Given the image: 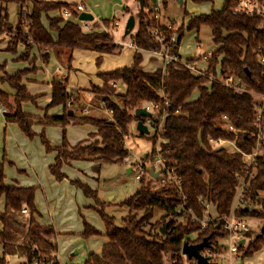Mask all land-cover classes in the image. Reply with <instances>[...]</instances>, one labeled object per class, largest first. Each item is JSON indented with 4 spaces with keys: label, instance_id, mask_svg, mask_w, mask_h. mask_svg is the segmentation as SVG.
I'll list each match as a JSON object with an SVG mask.
<instances>
[{
    "label": "trees",
    "instance_id": "trees-1",
    "mask_svg": "<svg viewBox=\"0 0 264 264\" xmlns=\"http://www.w3.org/2000/svg\"><path fill=\"white\" fill-rule=\"evenodd\" d=\"M239 1L224 0L220 9H212L208 14L195 15L188 20L185 25L187 31L207 27L215 46L204 73L194 74L181 61H171L152 72L144 70L142 55L137 50L157 51L169 42L172 53L178 56L183 36V28L180 27L173 34L176 40L170 42L172 31L158 22L150 1L145 0L144 7L138 8L134 14L135 33L131 38L137 50L131 64L100 73L101 86H91L93 92L104 96L103 101L112 112V120L69 115L67 105L71 102V94L67 91V82L58 78L52 80L51 101L47 108L63 106L60 116H46L47 123L62 128V143L57 147L50 144L43 131L34 132L33 118L22 110L23 102L34 101L22 85L23 77L31 70L23 69L0 76V85L5 84L11 89L6 92L0 86V105L6 110L5 121L16 123L28 138L38 135L46 151H56L48 171L58 181L67 177L63 166L74 161L91 160L96 163V170L104 162H122L128 154L124 136L128 134L129 125L138 120L144 122L147 118L136 117L134 110L143 103L165 104L168 113L162 126L161 135L165 143L161 145V151L163 158L181 177L182 194L169 184L151 187L149 180L142 178L136 191L121 201L120 205L127 207L129 212L121 218L122 224L117 225L114 218L104 212V205L95 189L78 179H70V183L85 197L94 200L105 228L101 251L89 253L83 264H164L165 258H169L170 264H196L193 259L181 254V246L184 241L198 243L205 236H210L206 249L212 251V255L208 256L212 264H217L216 256L225 251L223 239L227 232L222 228L220 217L231 212L238 185L237 175L242 174L246 167L240 152L249 153L255 145L254 123L259 107L256 96L264 92V79L254 54L256 47L264 46V19L234 12ZM258 2L264 3V0ZM10 3L19 6L17 22L13 25L7 21ZM166 3L167 0H163V4ZM74 6L58 1L0 0L3 31L13 32L7 51L15 52L17 42H22L25 51L20 58L27 59L30 45L34 44L40 58L47 62L49 52L56 48L94 50L103 54L113 53L119 48L112 34L104 30L85 31L78 23L65 20L64 16H49V12L62 9L76 15ZM24 7L26 16L21 14ZM125 12H128L126 8ZM110 22L104 20L103 24L109 28ZM156 26L161 30V40L153 35ZM100 61L101 58L97 57L96 65ZM4 67L5 63L0 64V72L4 71ZM229 76L240 80L243 89L225 85L223 81ZM112 81H120L126 87L124 93L118 96L119 102L111 99L117 95L110 84ZM194 91L197 96L192 98ZM223 115L228 117L237 133L223 128ZM261 120L264 126V108ZM68 123L92 125L96 132L90 135L95 139L70 147L66 140ZM209 137L233 140L239 151L212 148L208 144ZM3 163L1 160L0 200H3V210L0 211V264L6 263V255L24 258L23 264H31L33 260L51 262L57 253V233L51 225H43L36 220L35 187L7 183ZM250 171L254 177L248 181L244 192L246 203L235 210V215L242 217L250 214L264 222V152L256 158ZM204 202L214 207L216 218L210 220V214L205 213ZM22 208L27 209V216L21 214ZM186 209H190L191 213L185 212ZM201 220L207 221L203 228ZM166 222L162 233L160 228ZM100 235L97 229L83 220L82 237ZM252 235L251 231L246 232L249 242L239 245V256H250L264 246V233ZM65 264L78 263L68 261Z\"/></svg>",
    "mask_w": 264,
    "mask_h": 264
},
{
    "label": "crops",
    "instance_id": "crops-1",
    "mask_svg": "<svg viewBox=\"0 0 264 264\" xmlns=\"http://www.w3.org/2000/svg\"><path fill=\"white\" fill-rule=\"evenodd\" d=\"M41 1H58L64 2L69 4H76L78 2H83L87 12L91 13L93 19L91 21H78L72 16L64 17L65 20H72L82 27L85 25L89 26L90 29H95L98 31H102L105 28L102 23L104 20L111 21L110 22V30L111 33L113 32L114 28L111 26L113 20H117L118 17L112 16L110 17L107 14H100L99 10L93 5H87L84 0H41ZM121 1V0H120ZM133 1L132 3L134 6L132 8H139L138 2L136 0H123L120 4V7L125 8L128 10L126 13V19L129 15L135 14L137 9L131 10L127 3ZM158 1V0H157ZM224 0H222L221 7L223 5ZM172 3H178L177 0H172ZM214 0H182V3H178L182 6V17L179 24L172 19L161 21L159 16V23L161 25L167 26L169 24L173 25L174 29H178L183 26V36L179 43L178 47V57L180 58L181 62H190L195 69V74L199 72H203L208 67V62L204 60V55L211 54V51L207 53H200L195 50H190L188 52L182 51V43L186 42V40L190 39L191 44L195 48H199L200 44V37H199V30H191L187 31L185 29V25L187 24L188 20L195 15L199 14H208L212 9H220L215 7ZM18 16V15H17ZM50 17L55 16H62L61 10L51 11L49 12ZM109 16V17H108ZM96 18V19H95ZM135 20V16H134ZM7 21H9L7 16ZM136 21V20H135ZM17 22V19H16ZM15 22V23H16ZM11 23V22H10ZM14 23V24H15ZM12 24V23H11ZM118 28L115 30L121 29V39L119 38L116 40L112 33V37L114 42L119 45V48L116 49L113 53H99L94 50H83V49H68V48H56L49 52V60L47 62H43L40 58V53L37 49V46L31 44L29 48V54L27 59L20 58L21 55L25 51V45L22 42H17L15 52L7 51V44L10 40V37L5 33H0V64L5 63L4 71L0 72V76L4 73L13 74L16 71H20L23 69L31 70L27 73L22 79V85H24L27 89V92L34 97L33 102H23L22 103V110L27 115H30L34 120V125L32 129L37 134L41 131L44 132L45 136L49 140L50 144L53 147L60 146L62 143V128L60 125L47 123L46 116H60L63 113V106L58 105L51 108H47V105L51 101V82L53 79H63L67 82V91L71 94L72 99L76 100L80 99L81 102H84L87 89L90 86H101L102 81L99 77L100 73H107L117 68H122L125 66H129L132 62V57L137 50L136 47L133 45V41L131 36L133 35L131 30L129 35H124V25L120 24ZM101 26V27H100ZM113 28V29H112ZM131 34V35H130ZM128 36V41H126V37ZM195 41V42H194ZM128 53L129 57L126 64H122L120 60L123 53ZM142 55V66L144 70L152 72L156 69L163 68L164 62L157 51L154 50H137ZM116 55V56H115ZM100 57L101 61L106 59H113L115 66L111 69H95L93 68L96 65V58ZM51 59H55L58 62H63L66 64V71L62 69L55 68L52 72L45 71L44 66H46ZM82 60L87 64V67L82 63ZM99 63V64H100ZM97 66V65H96ZM62 72L60 73V71ZM60 73V74H59ZM119 85H122L121 93L125 91V85L120 82ZM80 93V95H79ZM73 100V101H74ZM72 101V102H73ZM114 101L117 102V98H114ZM81 102L75 103L74 106L80 105ZM30 103V104H27ZM71 103V102H70ZM69 103V104H70ZM149 104V103H147ZM150 105V104H149ZM1 106V105H0ZM73 106V107H74ZM142 107V106H141ZM1 110V107H0ZM70 110V109H69ZM2 111V110H1ZM72 114L76 115L77 117L84 116L81 111L80 107L77 111L70 110ZM71 114V115H72ZM105 115V116H104ZM88 117H94L96 119L102 120H112V116L110 113H106L104 110L99 108L95 109L91 114L86 115ZM105 117V118H104ZM107 117V118H106ZM4 125V126H3ZM5 128V129H4ZM4 130V138L0 140L2 145L0 146V161L3 160V172L5 176V181L7 183H17L20 186L24 187H35L34 192V203L38 214L36 216V220L43 225H51L57 236L61 233L67 232L72 233L73 226L71 222L74 219V231L76 234L80 236V238L75 237L74 244L69 249L73 250V248H77L78 251H74L71 255L78 253L79 250L85 246H89V251H86V257L89 253H99L101 251L102 245L105 242V237H102L105 228H101L100 230L96 228L94 225L95 220L93 222L91 219H87V212L88 210H80V206H88L89 201L88 198L80 195L79 189L74 187L69 183L67 179H62L60 181L56 180L48 171V167L50 164L54 162L56 151L52 152H44L43 148L40 144H38V135L34 136L33 139H29L16 125L14 122H6L3 115L0 112V131ZM96 132V128L92 125L85 123V124H72L68 123L66 125V140L69 146H74L78 142L89 140L92 141L95 138L91 137V133ZM146 156V155H145ZM24 162H20V160ZM86 159H81L74 162L85 161ZM11 163V164H9ZM73 164L64 165L63 171L67 174L68 178L70 179H78L84 183H90L89 180L86 178L84 179L78 172V169L73 168ZM17 170L16 168H27L26 174L28 175L27 179L19 178V177H10L13 175L14 171ZM36 168L40 169V174L36 172ZM9 171H11L9 173ZM127 172H131L130 168L127 169ZM15 174V173H14ZM15 177V178H14ZM28 178H30L33 184L27 185ZM23 180V181H22ZM89 185V184H88ZM91 187V186H90ZM37 188V189H36ZM39 188V189H38ZM77 207L79 218H81L79 224L77 222V216L75 215V208ZM89 207V206H88ZM97 206L95 205V207ZM3 210V200L0 202V211ZM70 214L69 219L65 218L66 214ZM215 215L214 207L211 206L209 210V214ZM89 218V216H88ZM86 220L90 225H92L95 229H97L102 235L97 237H87L84 238L81 236L83 231V220ZM66 224L68 229H65L63 226ZM2 225L0 222V229ZM73 234L69 235L72 236ZM66 239H70L65 237ZM100 239V242L98 241ZM95 241V242H94ZM57 242V237H56ZM98 243V245H97ZM2 256V246L0 244V257ZM13 257L17 258L16 263H13ZM56 257L58 259V243H57V253ZM85 257V259H86ZM84 259V260H85ZM71 259H69L70 261ZM5 264H23L25 259L18 256H5ZM60 264H65L61 260L58 259ZM84 263V262H83ZM82 263V264H83Z\"/></svg>",
    "mask_w": 264,
    "mask_h": 264
},
{
    "label": "rangeland",
    "instance_id": "rangeland-1",
    "mask_svg": "<svg viewBox=\"0 0 264 264\" xmlns=\"http://www.w3.org/2000/svg\"><path fill=\"white\" fill-rule=\"evenodd\" d=\"M84 1L87 5H93L99 10L98 12H95V14L100 13L103 15L107 14L110 17H112V16L118 17L117 20H118L119 26H121L120 24L125 25L126 12L123 10V8L120 7V4L122 3L121 1H123V0H121V1L120 0H84ZM132 2L133 1L127 3L126 6H128L131 10L137 9V7L135 9L132 8L134 6V4ZM214 2H215L214 3L215 7H218V8L221 7L222 0H214ZM150 4H151V6H153V5L159 6V16H160L161 21L172 19V20L176 21L177 24H179L181 17H182V6L180 4L172 3V0H167L166 4H163V0H158V1L156 0L155 2L150 1ZM18 11H19V6L15 3H10L7 7L8 19L12 23V25L16 22ZM135 20H136V18H135ZM114 21L115 20H113V22L111 23V26L113 28H114ZM135 23H136V21H135ZM102 25L104 26L103 23H102ZM166 28H168L172 31V33H170L171 35H173V34L175 35V32L179 29V28L174 29L173 25H171V24L167 25ZM181 28H183V26ZM115 29L116 28H114V30L112 32L114 35V38L116 40H118L119 38L121 39V34H120L121 29H118V30H115ZM103 30L112 34L110 27L109 28L105 27V28H103ZM183 30H184V28H183ZM24 32H26V29ZM132 32H133L132 34L135 33V28ZM2 33H5L7 35V37L9 36L11 38V34L13 32L12 31H10V32L2 31ZM199 37H200L199 48L193 47L191 44V40L188 39V40H186V42L182 43V45H181L182 51L188 52L190 50H195V51L200 52V53H202V52L207 53L208 51H211L215 48V46L213 45L212 40H211L210 31L207 27L203 26L200 28ZM127 38H128V36L125 39L126 41H128ZM128 57H129V55L125 51V53L122 54L119 61H121L122 64H126L127 61H123V60H125V59L128 60ZM113 62H114V60L109 58V59L103 60L97 66L94 65L93 68H95L96 70L97 69H107V68L111 69L115 66V64ZM82 63H85V62L82 60ZM83 65H85L87 67L86 63ZM55 68H59V69H62L63 71H66V64L63 63L62 61L58 62L55 59H51L50 62L46 66H44L45 71H48V72H52ZM62 70L60 71V73L62 72ZM110 84H111V82H110ZM0 86L6 92L11 90L5 84H1ZM119 89H121V90L123 89L122 85H119V87L115 88V95L116 94L117 95L111 97L112 100H114V98H117V102H119V100H118L119 94H122ZM79 95H80V93H79ZM86 96L87 97H85V99L83 100L84 102H81L79 97H78V99L74 100V99H72V96H71V100H70L71 103L69 105H67L68 109H70V110L75 109L77 111V109L80 107L81 113L85 116L88 114H91L97 108L104 110L106 113H108V111L106 110L107 108L105 107V103L103 101L104 96L101 93L93 92V90H91V86H90L89 89H87ZM196 96H197V92L194 91L192 94V98H195ZM256 100H260L259 96H256ZM78 102H81L80 105H78V107L74 106V104L78 103ZM27 104H30V103H27ZM0 107L2 108V106H0ZM142 107L146 108L151 113V116H154L152 109H151V106L149 104L143 103ZM0 112L3 115V112L1 110H0ZM147 118H149V117H147ZM147 118L145 119L144 124L147 127L148 133L140 134L138 132V130L136 129V122L137 121H134L129 125L128 134L124 136V145L128 151V154L130 155L129 163H125L124 159L122 160V162H115V161L104 162V163H101L100 167H98V170H96L94 168L96 163H94L91 160L80 161L77 163L72 162V164L74 165L72 167L78 169L79 174L81 176H83L84 179L86 178L87 180H89V182H90V183H88L89 186H91L93 189H95L97 191V196L104 205V212L107 215L113 217L114 222L117 225L122 224L121 218L125 217L129 212V209L127 207L120 205L121 201H123L125 198L131 196L140 185V181L134 179L135 173L134 172H127V169L130 168L129 165L131 163H135L137 160H140L145 155L148 154L150 156L152 148H153V141L154 142H155V140L157 141L158 136H156L155 129L150 123L147 122ZM3 133H4V130L2 129L0 131V140L2 138H4ZM153 136H155L154 140L152 139ZM29 139H33V138H29ZM37 142H38V144H40L42 146L43 153L44 152H46V153L52 152V151H46V149H45L44 145L41 143L40 139H38ZM1 145H2V142H0V146ZM0 156H1V152H0ZM20 162H24V161L21 159ZM16 169L17 170H15L13 168V170H15L14 171L15 174L13 173V175L10 177L15 176V177H19L21 179L22 178L27 179V177H28V175L26 174L27 168H16ZM40 169L41 168H36V172H38L39 174H40ZM10 172L11 171H9V173ZM28 179L29 180L26 184L27 185L33 184L32 180L30 178H28ZM64 179H67L70 183V178H68V176ZM149 182H150L151 187L159 186V184L155 180H149ZM70 184L73 185L72 183H70ZM79 193L81 196H83V193L81 192L80 189H79ZM83 198H84V196H83ZM1 201H2V198H1L0 202ZM88 201H89V204H88L89 207L88 206H83V207L80 206V210H83V209L88 210L87 219H91L92 222H93V220H95L96 222H94V225L96 226V228L99 230L101 228L103 229L104 224H103L99 214L97 213L96 209L93 208V207H95L94 200L91 198H88ZM252 209H253V206L250 207V210H252ZM140 214H141L140 212L137 213L138 216H140ZM156 214L159 215V212H157ZM75 215L77 216V222L79 224H81L80 223L81 218H79L80 214L78 213L77 207L75 208ZM158 215H156V216H158ZM25 216H27V215H25ZM88 216H89V218H88ZM210 217L214 219L215 215L212 214V215H210ZM69 218H70V214L67 213L65 215V218H63V219L67 220ZM242 219L244 220V222L248 226L249 231H251L253 233V235H252L253 237L259 233V229L263 224V220L261 218L247 214V215L242 216ZM71 224L73 226L72 233L68 234L67 232H65V233H61V234H59V236H57L58 259L61 260L63 263H65L66 261H69V259H71L70 261L73 263L82 264L85 261L84 259L86 257V251H89L90 249H96V248H90L89 246H85V247L81 248L78 253H76L72 256L71 254L75 250L76 251H78V250H77V248H73V250H71V249H69V247L73 246V244H74L73 239L75 237L80 238V236L78 234H76L74 231V227H75L74 219L71 222ZM63 227L65 229H68L66 224H64ZM71 234H73V235L69 236ZM65 237H67V238L71 237V240L66 239ZM247 240L249 242L248 237H247ZM98 241L100 242V239ZM97 245H98V243H97ZM216 257H218L216 259L217 264H228L229 260H231V264H264V246H262L259 250L255 251L250 256L241 257L237 253L236 256H230L229 257V254L226 251H224L223 253H221L220 255H218ZM12 260H13V263H16L17 258L13 257ZM164 264H170L169 258H165Z\"/></svg>",
    "mask_w": 264,
    "mask_h": 264
},
{
    "label": "built area",
    "instance_id": "built-area-1",
    "mask_svg": "<svg viewBox=\"0 0 264 264\" xmlns=\"http://www.w3.org/2000/svg\"><path fill=\"white\" fill-rule=\"evenodd\" d=\"M153 10L155 11L154 17L158 20L159 22V6L158 5H153L152 6ZM74 11L76 12V15H72V13L67 10V9H62L61 14L64 17L72 16L76 20H78V14L83 11H87L85 8L84 3L78 2L74 6ZM234 12L236 13H243L245 15L249 16H260L261 18L264 19V3L258 2V0H240L237 6L234 9ZM22 16L27 15V10L24 7L22 10ZM2 20L3 16L0 10V33L3 31L2 27ZM79 21V20H78ZM119 24L118 21H114V28H118ZM83 30L88 31L89 26L85 25L82 27ZM153 35L158 39H162V33L161 30L156 26L153 29ZM176 39L174 38L173 35L169 37L170 42H174ZM157 52L160 54L164 65L171 61H180L179 57L172 53L171 51V46L169 45V42L167 44H164L160 47ZM254 54L256 57V62L260 66L261 74L264 79V46H258L254 50ZM204 60L209 61L211 58L210 54L204 55ZM182 64L185 66L187 70L190 72L194 73L195 69L194 66L190 62H182ZM203 72H199L197 74H203ZM195 74V73H194ZM223 83L227 86H231L234 88H241L243 89L242 84L240 83V80L229 76L227 77ZM120 81H112L111 85L116 87H119ZM162 95V93L160 92ZM259 107L258 111L256 113V120L254 123L255 127V145L252 149L251 152L249 153H244L240 152L243 158L244 163L246 164V167L243 169V173L237 175L238 178V185L236 186L235 190V195H234V201L232 204V209L231 212L227 215H223L220 218L222 219V228L226 230V236L223 239V244L225 246V251L229 254L230 256H236L238 253V247L240 245V241L244 240V243L242 244H247L248 240L246 237V232L249 231L248 226L242 219V217L236 216L235 215V210H237L240 206H244L246 203V199L244 196V192L246 191L248 187V181L254 177V173L250 171V168L255 164L256 158L261 155L264 152V126L262 125V120H261V114L262 110L264 108V92L259 95ZM152 109V112L154 116H150L147 118V122L150 123L154 129L157 137V141L153 142V148L151 151L150 156L147 154L140 160H137L135 163H131L130 166V171L134 172V179L135 180H141L142 178H145L147 180H155L159 185L163 184H169L175 187V189L178 191L179 194L181 193V177L177 174L175 168L171 165H169L168 161L163 158L162 156V151H161V145L165 143V140L162 138V126L163 122L165 120V117L167 115V110L164 106H161L160 104L157 103H149ZM69 105V103H68ZM2 112L4 113L6 110L4 107L1 108ZM108 113L112 116V112L110 109H106ZM223 120V128L227 131L237 133V129L234 127L233 124L230 123L228 120V117L226 115L222 116ZM160 122V123H159ZM208 144L212 148H219V147H224L227 148L228 150H238L235 146V143L233 140L230 139H225V138H213L209 137L208 138ZM239 151V150H238ZM130 155L127 154L124 158L125 163H129ZM150 170H153L154 172L158 173L157 177H153L150 175ZM183 197V196H182ZM205 206V213L209 215V210L211 208V204L208 202H204ZM21 214L27 215L28 211L26 208L21 209ZM185 212L191 213L190 209H186ZM216 218V217H215ZM213 218L210 217V220ZM206 220H201V227L203 228L206 225ZM202 254L205 256H211L212 251L210 249H204L202 251ZM31 264H60L58 261L56 255L55 258L50 262H38L37 260H33ZM228 264H231V260L228 261Z\"/></svg>",
    "mask_w": 264,
    "mask_h": 264
},
{
    "label": "water",
    "instance_id": "water-1",
    "mask_svg": "<svg viewBox=\"0 0 264 264\" xmlns=\"http://www.w3.org/2000/svg\"><path fill=\"white\" fill-rule=\"evenodd\" d=\"M138 2L139 8L142 9L144 7L145 0H136ZM155 2L156 0H150ZM178 3H182V0H177ZM93 16L91 13L87 11L80 12L78 14V20L80 21H91ZM135 20L133 15H129L126 19L124 25V35H128L131 30L134 28ZM68 114L71 115L72 112L69 110ZM134 115L136 117H150L151 113L144 107H139L134 110ZM136 129L140 134L148 133L147 127L145 126L142 120H138L136 122ZM150 175L153 177H157L158 173L150 170ZM246 209V208H245ZM167 222L160 228V231L163 233L166 229ZM259 233H264V222L259 229ZM210 236H205L200 242L195 244H190L187 241H184L181 246V254L185 256L187 259H193L196 264H212L208 257L202 254V251L209 246L208 240ZM244 243V240L240 241V244Z\"/></svg>",
    "mask_w": 264,
    "mask_h": 264
}]
</instances>
